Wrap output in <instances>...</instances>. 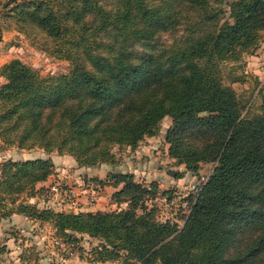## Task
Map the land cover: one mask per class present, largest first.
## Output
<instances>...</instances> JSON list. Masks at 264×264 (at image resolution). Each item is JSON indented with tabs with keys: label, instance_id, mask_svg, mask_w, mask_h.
<instances>
[{
	"label": "trees",
	"instance_id": "16d2710c",
	"mask_svg": "<svg viewBox=\"0 0 264 264\" xmlns=\"http://www.w3.org/2000/svg\"><path fill=\"white\" fill-rule=\"evenodd\" d=\"M0 10L20 33L40 36L41 49L71 63L67 73L46 76L18 58L0 68V149L40 148L80 166H116V146L134 151L169 116V156L193 172L215 163L179 227L146 208L157 183H139L133 172L98 180L118 188L113 199L125 209L17 203L54 173V163L6 159L1 218L52 224L64 250L80 245L78 235L98 239L85 255L90 262L264 264V97L260 113L243 114L247 104L225 82L242 78L224 71V63L258 49L264 0H0Z\"/></svg>",
	"mask_w": 264,
	"mask_h": 264
},
{
	"label": "rangeland",
	"instance_id": "374dc122",
	"mask_svg": "<svg viewBox=\"0 0 264 264\" xmlns=\"http://www.w3.org/2000/svg\"><path fill=\"white\" fill-rule=\"evenodd\" d=\"M1 12L2 10H0V29H2L0 64L3 62L2 66L10 60L18 58L37 69L44 76L67 73L71 69L69 61L55 58L41 49L44 42L40 36L34 38L20 33L14 22L2 17ZM168 39L171 41V37L165 35V40ZM231 68L235 69V75L241 76L242 80L231 82L227 77L225 82L231 84L241 101L247 104L243 114L252 116L260 113V103L264 97V31L260 45L253 54L246 53L239 61L224 63L225 73ZM172 125L173 119L169 116L165 117L160 123L157 135L146 137L134 151L128 147L116 146L114 148L118 159L116 166L107 164L95 167L80 166L70 155H59L55 151L47 153L40 148L24 150L16 146L0 149V161L10 158L14 160L50 159L54 163V173L46 181L38 183L33 192L25 191L17 195L15 201L36 205L42 209L49 208L68 212L73 211L68 202L70 199L67 195L68 189L81 184L91 186L94 191L98 192L101 188L98 184L99 179L104 180L108 174L113 172L135 171L137 165L138 170L133 172L137 182L147 186L157 183L156 194L150 195L143 201L146 208L154 214L157 220H170L181 227L189 212L188 199L193 195L192 184L197 182L202 174L211 173L215 163H201L199 171L193 172L188 170L185 164H179L176 159L170 157L171 144L167 140V133ZM177 172L183 174V177H176ZM101 176L104 178H100ZM55 184H60L61 193L56 194L52 190ZM96 200L82 202L81 206L84 210L96 207L94 211L105 212L127 207L126 203L115 201L113 194L112 201L108 202L109 206L104 209L98 207L99 202ZM185 203L187 206H184ZM137 211L142 213L141 209ZM12 217L14 219L0 217V264H39V260L44 257L49 262L57 264L59 255L56 254L68 253L67 250L64 251L66 244L62 246L53 242L57 235L52 224L25 218L23 215L15 214ZM78 237L80 245L78 247L75 245L74 250L78 251L75 255L80 254L79 251L83 249L88 252L101 243L100 240L88 236L78 235ZM21 258H24L23 262ZM132 262L134 263L135 260Z\"/></svg>",
	"mask_w": 264,
	"mask_h": 264
},
{
	"label": "crops",
	"instance_id": "0c3cea01",
	"mask_svg": "<svg viewBox=\"0 0 264 264\" xmlns=\"http://www.w3.org/2000/svg\"><path fill=\"white\" fill-rule=\"evenodd\" d=\"M3 62L0 64V68L2 66ZM3 82V78L0 76V84ZM135 171H131V172H136L138 170V166H135ZM100 178H104L103 176H101ZM79 192H81L82 195V202L83 203H87L89 201V198L91 197V192L93 191L92 188L90 186H85V185H81L79 184L78 187H75ZM118 188L114 187V186H104L103 191H98L97 192V200L98 203V207L104 209L107 206H109V203L111 200V196L113 194L114 191H116ZM96 209V207H89L88 209L85 210H90V211H94ZM14 219V217H12ZM27 218V217H25ZM87 236V235H84ZM66 251V250H64ZM88 252L85 251L84 256H81L80 254L78 255H73L70 256L67 252L66 254H61V253H57L56 255H59L58 257V262L57 264H124L122 262L119 261H114V262H90L87 257L85 255H87ZM39 264H54L49 262L47 260V258H41L39 260ZM135 264H141V263H135Z\"/></svg>",
	"mask_w": 264,
	"mask_h": 264
},
{
	"label": "built area",
	"instance_id": "2783aa9c",
	"mask_svg": "<svg viewBox=\"0 0 264 264\" xmlns=\"http://www.w3.org/2000/svg\"><path fill=\"white\" fill-rule=\"evenodd\" d=\"M210 176V173L208 174H202L198 181L197 182H194L191 186V192L192 194H198L199 191L202 189V187L204 186V184L207 182L208 178ZM52 190L56 193V194H59L61 193V186L60 184H55L53 187H52ZM92 190H93V187H92ZM67 195L69 196V205H70V209L73 210V211H79V210H82L83 207L81 206V203H82V195H81V192H79L76 188H73L71 187L70 189L67 190ZM97 199V192L96 191H92L91 192V197L89 198V200L91 201H94ZM184 206H187V204L185 203ZM56 244H60L62 246H65L64 242L59 239V238H56L54 239V241ZM74 247L75 245L72 244L70 246L67 247V251H68V254L73 256L76 253V251L74 250Z\"/></svg>",
	"mask_w": 264,
	"mask_h": 264
},
{
	"label": "water",
	"instance_id": "95a60500",
	"mask_svg": "<svg viewBox=\"0 0 264 264\" xmlns=\"http://www.w3.org/2000/svg\"><path fill=\"white\" fill-rule=\"evenodd\" d=\"M170 172V171H169Z\"/></svg>",
	"mask_w": 264,
	"mask_h": 264
}]
</instances>
